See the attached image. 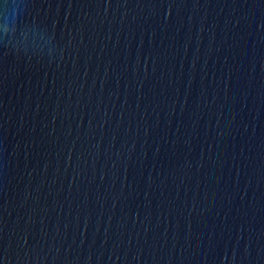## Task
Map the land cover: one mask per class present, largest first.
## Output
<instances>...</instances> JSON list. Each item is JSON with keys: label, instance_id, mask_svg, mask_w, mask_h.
<instances>
[{"label": "water", "instance_id": "1", "mask_svg": "<svg viewBox=\"0 0 264 264\" xmlns=\"http://www.w3.org/2000/svg\"><path fill=\"white\" fill-rule=\"evenodd\" d=\"M0 264H264V0H0Z\"/></svg>", "mask_w": 264, "mask_h": 264}]
</instances>
